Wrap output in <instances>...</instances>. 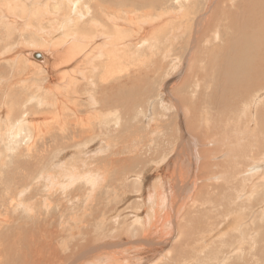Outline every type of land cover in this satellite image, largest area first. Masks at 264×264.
<instances>
[{
	"label": "rangeland",
	"instance_id": "1",
	"mask_svg": "<svg viewBox=\"0 0 264 264\" xmlns=\"http://www.w3.org/2000/svg\"><path fill=\"white\" fill-rule=\"evenodd\" d=\"M4 1L5 0H0V20L2 22L5 19L3 12H2V9H1V5L3 4ZM18 1H20V0H18ZM56 1L57 0H47V1H44V0H26V1H23L24 3L20 2L22 4L23 8H22L21 13L18 14V17L25 15V19H27L29 16H31V17H33L32 18L33 22L30 21L29 23L32 24V26H34V27L38 26L39 27L41 25L42 26V27L40 26L41 29H43V27H47V28L43 29L45 32H49V30H50V32H49L50 37H49V35L47 36L50 40L48 41V38H47L46 39L47 43H39L38 46L40 48L37 46L31 45L30 43L28 44V42L26 44H23V45L20 43L19 40L22 41L24 39V37H27L26 35L25 36H22V34L20 35V32H24L22 30L24 28V25L22 27H20V29H17V31L15 30V33L12 35L7 36V35L0 33V78H1L0 79V85H1L0 86V122H1L0 123V129L1 130L7 129V126L10 123L9 117H8L9 113L8 114L6 112L3 114L1 113L2 110H4V109L8 110V108H10L9 107L10 102L14 103V105L17 106V110H15V111H20L21 107H20V109L18 107L24 102V103L30 104L32 106L37 105L34 108L32 107L35 110V112L33 110L34 113L32 112L31 115H35V114L36 115L37 114L38 115H42V114L46 115L45 113L47 112V110H44L45 109V108H43L44 105H41L40 99H43V97L44 98L47 97V98H52L53 101H56L58 99L67 98L66 96H64L66 94H63L64 92L66 93L67 90L62 89L60 87V84L61 85L63 84L62 80H60V82H56V84H52L50 86L52 89V91L50 93H48L46 89L44 91V83H45L44 80L45 79H43V77H41V76L39 77V75H40V72H39L40 68H39V64H38V63H40L39 60H37L36 58L33 59L31 57H28V54L20 52L21 47L28 48V50L29 49H34V50L35 49L36 50L37 49H42V50L46 49L47 50V48L49 49L48 45L52 46L55 42L60 40V36L62 39V37L68 33V32H66L65 29H66V27H69V26H70V31H72V32L75 31V32H77L78 35L81 34L80 32H78V28H75V29L73 28V24L75 22L73 18H75V16H78V17L81 16L80 17L82 20V22L80 20L81 24L83 23V21H86L87 19L91 18L92 13L86 14L87 10L85 9V6H87L90 10L89 5H87V4L94 3L93 2L94 0H71L73 2H69L70 4L65 2L67 0H64V5L63 4L61 5L62 7H64L65 4L68 6L69 5L73 6L72 4L75 3L74 7H75L76 11L79 8H80L79 9L80 11L78 10L79 12L84 13L86 11L84 14L76 12L75 15L71 14V10H68V12H67V9H65L66 11L63 12L61 10L62 9L61 6H59V8H55V6L52 7V4ZM89 1H91V2L86 3ZM179 1L180 0H169L163 6H161L160 3H154L153 5L149 4V5H145L144 7L137 6V4H136V8H135L132 6L127 7L130 5L131 1L130 0H128V1L124 0L122 2H118L117 4L114 5L117 9H120L122 11L130 10L129 12H137V9L141 10V12H138L141 14V18H144L146 16V14H148L149 12H152L153 10L154 11L152 12V14H154L155 16H157L161 13H163L164 15L168 14L170 16H166V17H168L167 20L172 19L171 22H174L178 26V28H176L174 26H170V29L171 30L182 29L179 32V36H177L178 34H176V37H174V38H173V36L170 37V39L173 40V44L171 46L165 45V43H164L163 48L160 47V45L158 46L155 57L158 58L160 65L163 68H165V69L168 68L167 71H161V70H163L162 68H160L157 71V72H161V74H163V75L159 76L157 73H154L153 77L149 76L148 75L149 73L156 72L155 65H154V70H153V69H151V67L149 65L144 64V66L143 65L141 66L142 63L140 62L139 65H133V64L130 65V66H132V69H130L129 71L127 70L126 71L127 73H123L124 75L118 77V78H121L122 80L120 79L117 81L118 78H116L115 80L111 79L109 81V78H107L106 81H103V79L100 76V72L102 71V69H100V68L97 69L96 62L94 63L96 65L92 66V60L91 59L85 60L84 58H81V56H78V57H76V59H72V62L70 61L68 63V67L71 68V71L73 73L77 74V72H81L80 74H77V76H78L77 78L79 79V82H82L85 84L86 89H84V90L95 91V92H93L94 95H92V96H94V98L101 100L102 98H104V99L106 97L108 98L110 95H112L114 93H116V94L118 93L119 95L122 96L121 103H118V108L121 110V113L123 112L122 114L120 113L123 117L121 119L119 126H114L115 121L114 120L112 121V119H111L110 120L111 124L109 126L91 124L90 126L92 127V129H90L88 127L87 129H84L83 131H79L77 129V127H74L73 124L69 123L70 126H72L73 128L72 129H64L63 130L64 132H62V129L59 128V126H60L59 125V126H56V128H55L57 133H58L59 129L61 131V132L59 131L60 133H58L59 143L56 146L51 145V144L56 143L55 139L50 140L49 139L50 136L43 135L40 131H39L40 134L34 133V135L29 132L31 135L29 138L27 137L28 139L26 138V140L23 141V147H19V148L14 147V146L9 147L7 143H4L3 141H1V143H0V148H1L0 149V167L2 168V170L0 169V185H3L6 182L5 177H7V178L9 177L10 180L13 178L14 179V185L12 186L13 182L12 183L8 182V188H10V190L11 189L13 190V188L16 189V187H17V189H19V190H17V192H18L17 195L20 192L22 193L20 199H17L14 201V203H15V204L13 203L14 206H13V204L9 205V203H10L9 201H11V200L13 201L12 197H14L15 193L11 194V195H10V192L8 193V200L5 203L6 204L5 207L8 208V211L5 210V211H3V214H2L5 216L11 214L10 215V217H12L11 219L14 221V223H16L15 225H14V223L12 225V232H13L12 235L16 234V236L19 237L17 239V237L14 236V239H13V236L11 234H9V233L4 234V232L1 231V228H0V237L2 236L1 237L2 242L4 244L6 243L5 244L6 248L7 247L10 248V250H9L10 251V257L8 259V264H23L24 262H22V261H23L24 253H25V256H27V257L29 256L28 259H30L31 255L28 252L29 248L31 247V249L34 250L33 247L38 246V245H41V247L40 248L37 247L38 249L35 247V249L37 250V252L39 254L41 253L43 255L45 262H47V259H49V262L50 263L54 262V264H66V263L69 264V262H73L74 260H75L76 264H96V262H97V264H115V263H122L123 261H125L127 264L128 259H127L126 254L128 253L127 255H131V254L134 255L135 253H134L133 249L128 250V247H126L125 245L120 246V247H116V248L108 249L109 251L108 250H106V251L100 250V251H98V252L96 251L94 253H92V251H91L92 254L88 250L91 249V247H93V245L96 246L100 243L101 244L109 243V241L110 242L113 241L114 243H118L119 241L123 242V241H127V240H125V238H128V237L130 239H136L138 235H141L145 231H149L148 228H145V227H150V226H148L149 224L146 222V219H144L145 220L144 221L143 218H140L141 222H136V217H137L136 215H140L139 213H141V211L139 210L140 212L138 214H133V213H135L133 211H137L136 210L137 206L138 207L141 206L142 208L145 207V204L152 206V202H154L156 200H157L156 201L157 203L160 202V206H159L160 208L153 207L151 209L149 215L153 216L154 208H155V210L160 209L159 213L157 212L158 215H165V217H164L165 221L163 220L160 223L159 227H157L154 230V233H152V236L154 238H156V240H158V243L165 244V242L170 237H172L174 239V237H176V235H178L180 233L182 235V237H185L184 239H186L185 244L187 242H189V244L191 246L181 244L179 246H175V249H176V252L179 254V256L180 255L183 256L184 259H185V257H188L187 258V260H188L187 264H218V262L222 263L223 261L221 262V257H222V255H224L222 253H224L225 251H228L229 249H227V248H229L230 246L229 247L222 246L220 242H224V241H222L221 238L217 237L213 241H211L210 245L208 246L209 248H206V247L202 248L201 245H198V244H197V247H194L193 245L196 242H195V239H193V238H195L197 236H198V238H200V235L206 234V232H204V231H206L210 227H219V222L222 223V221L225 220L226 216H225V211H223L224 207H222L221 205L216 206L217 205L216 203L218 201L222 202L223 197H225V200H226L227 198H231L232 196L235 197V198L232 197L235 200V201L233 200L234 203L231 206L232 209H233V207H236L237 203H239L241 200L247 199V202L244 201L246 204L245 208L242 206H240V208L242 211L241 214L245 218V220H243V221L247 222V226H249L251 228L250 243L245 242V244H246L245 248L246 247L249 248L248 251H247V249H244V252H245L247 258L245 256H242V255H241V257L236 256L234 258V255H233V256H231L233 259L229 258L227 261H225L223 263L224 264H264V215H262V214H264V167H263L264 163L262 164V161H264V132H263L264 131V126H263L264 125V79H261V77H264V72H263L264 71V69H263L264 64L262 65L263 67L261 66L257 69L254 66L258 65V63H254L255 64L254 65L253 62H255L256 60L255 59L251 60L252 64L250 63V65H251L250 70H252V71L249 72V68L247 65V61L249 60L248 55L238 53V52H240V49H242V46H249V50L253 51L250 48L251 46L253 48V45H248L247 43L244 44V42H242L243 41L242 37H244L245 40L250 41V44H251V41H259L260 40L262 42L261 44H258L256 46V49L254 50L256 52V53L254 52V55L256 57H258L257 53L259 55H261V53L263 52L264 45L262 46V44H264V42H263L264 41V31L261 30V28L264 25V2H263L264 0H253V2H252V0H242V1L241 0H229V1L228 0H213V1L212 0H197V1L196 0H181V2H179ZM227 1H228V3H227ZM239 1H241V2H239ZM255 1H257V2L255 3ZM197 2H199V3H197ZM37 3H38V5H37ZM80 3H81V7H78V4L80 5ZM146 3H152V2L146 1ZM231 3L233 6L231 5ZM257 3H259V4H257ZM83 4L85 6H83ZM151 5H152V7H151ZM244 5H246V6H244ZM248 5L249 6L252 5V7H249ZM253 6L262 7L263 10H256L257 12L253 11L252 10ZM3 8H5V7H3ZM207 9H209V10H207ZM28 10H30L29 11L30 13H28ZM240 10H242V13H238V12H241ZM205 11L206 12L208 11L210 13H208V12L206 13ZM57 12L59 14H57ZM62 13L66 14V15H67V13H69V15L71 14L70 15L71 17L66 21V23H64V25H62V29H61L62 31L60 33L59 27H58V31L56 29H54V27H56L55 23L56 24L59 23L58 19H59V17H61ZM223 13H225V14H223ZM246 13H249L252 15L251 16L249 14L246 15ZM43 14H44V16H43ZM85 14L87 15V17ZM48 15H49V18H48ZM227 15H228V17H227ZM253 15L255 17L257 15V17L253 19ZM72 16H74V17H72ZM204 16H205V18H201ZM42 17L43 18L45 17L46 19L45 18L43 19ZM41 18H42V20H41ZM50 18L55 20L56 22L51 21ZM177 18H179V19H177ZM231 19H232V21L234 20V23L231 21ZM43 20H44V24L42 22ZM45 20H46V22L48 21L47 24H45ZM206 21H207V24L204 23ZM52 22H54V23H52ZM192 22L197 27L196 28L194 26L195 30L197 29V32H198L197 33L198 34L197 42H196V44L193 43V45L190 43L191 37L189 36V27H190V24ZM247 22H248V24H247ZM38 23H40V24H38ZM49 23L51 24V26L53 28H51ZM261 24H263V25H261ZM91 25L92 24H90V23L84 24V27H85V29H93ZM199 25H200V27H199ZM221 25H222V27H220ZM233 25H234V27H233ZM49 26H50V28H49ZM213 26H215L214 29H218L219 34L216 36H214V33L216 30L214 31V33H212V31H211V28ZM249 26L251 28H249ZM182 27H185V29ZM219 28L222 30H220ZM46 29L47 30L49 29V30L47 31ZM73 29H74V31H73ZM262 29H264V28H262ZM156 30H158L156 35H157V37L160 38V36L162 35L161 33H163V32L160 30V27H158L157 29H154V31H156ZM18 31H20V32H18ZM54 31H56V33ZM249 31L251 33L248 35ZM51 32H54V34L53 33L51 34ZM252 33L254 35L256 34L258 36H256V35L254 36ZM238 34H239V36H238ZM220 35H222V36H220ZM251 35L254 36L255 38H251L250 37ZM18 36H19V38L21 36L22 37L19 39ZM209 37L211 38L210 41H208ZM227 37H229V38H227ZM207 38H208V40H207ZM52 39L55 41L51 42ZM174 39H178V40L175 41ZM187 40H188V42H187ZM220 40H221V42H220ZM225 40H226V42H225ZM228 40H230V41H228ZM49 42H51L52 44ZM99 42H100V46H103L104 42L103 41H99ZM99 42L94 43V44L91 43V44L94 48H98L97 45L99 44ZM165 42H167V41L165 40ZM208 43H210V44H208ZM214 44H216V45H214ZM226 45H227V47H226ZM80 46H83V44L81 43ZM85 47H89V46H85ZM260 48L261 49L263 48V49L261 50ZM107 49L108 48H106L105 50L107 51ZM126 49L130 52V55L132 57L131 60L134 61V57L132 56L134 54L133 51H136V47L134 46V43L131 45L124 44V46L121 48V50L123 52H125ZM145 50H147V49H144V51ZM237 50H239V51L237 52ZM164 51L166 53H164ZM259 51L260 52L262 51V52L259 53ZM139 53L140 54L148 53L147 56H150L151 54H153L152 52H149V51L148 52H139ZM139 53L135 54V56L140 55ZM251 53H253V52H251ZM236 55H238L240 57L244 55V56H246V59L247 58L248 59L246 60L245 63H243V61H241V63H240L239 62L240 60H238V61L235 60ZM187 57H189L190 59H188ZM260 58L256 62L259 61V64H262L263 62H260ZM23 59H24V61H23ZM32 60H33V62H35V61L36 62L38 61V62L37 63L35 62L36 64H33V63H31ZM177 60L178 61L180 60V62H177ZM162 61H163V63H162ZM174 61H176V62L173 63ZM80 62H81V64H80ZM18 63H20V64H18ZM23 64H25L26 66ZM37 64H38V66H37ZM83 64H84V66H83ZM20 66H24V67L20 68ZM252 66L255 68V70L252 69ZM90 67L93 70L89 69ZM26 69L28 72L26 71ZM182 69H184V70H182ZM260 69H263V70L261 71ZM147 70L149 71L148 73H147ZM170 70L172 71V73L167 75V72L168 71L170 72ZM256 70H257V72L260 70V72L258 74L255 73L256 74L255 75L253 72L254 71L256 72ZM173 72H175V73H173ZM181 72H182V74H181ZM261 72H262V74H260ZM13 74H14V76H13ZM33 74H35V75H33ZM258 76L260 78H258ZM88 77H92V79H93L92 83L95 84L94 87H92V85L90 83H87ZM25 78L27 79V81L24 80ZM11 79H13V84H12ZM257 79L260 82H258ZM99 81L100 82L103 81L102 83H104V84L110 82V87L107 88L106 90H104L102 88H98L96 83ZM255 81H257L260 85ZM252 84H254V85H252ZM11 86H13V87H11ZM89 86H91V87H89ZM7 88H8V91H7ZM71 88H72V90H76V88L74 89L73 86H71ZM55 89L56 90L59 89L60 91L59 90L56 91ZM11 90H15V92L13 95L10 93L12 95L11 101H10V99H8L7 93H9ZM20 90H22L23 92ZM41 90H42V92H41ZM194 90H197L195 94L193 93ZM54 91H56V92H54ZM43 92H46V93L43 94ZM57 92H59V93H57ZM241 92H243V93H241ZM47 93L50 95H48ZM29 95L31 98L29 97ZM85 95L91 96V93L87 92L82 96L83 99H79V102L81 104V106H79V107H81V108L78 107L77 109L80 111L78 115L81 116V118L89 117V115H90L89 112H87L85 110L86 105H87V103L85 102V99H86L84 97ZM27 96H28V98H27ZM56 97L57 98L59 97V98L57 99ZM175 97H177V98H175ZM29 98H30V101H29ZM20 99L21 100L23 99L24 101L23 100L21 101ZM185 100L186 101L189 100V101L186 102ZM176 102H178V103H176ZM174 103L177 105V106L175 105L176 108L174 106ZM246 103H248L249 107L251 106V115H252L251 120H253V121H251V124L253 123L254 124L253 126L255 128V130H254L255 135H251V141H252L251 145L253 146V150H252L253 154L251 153V155H252L251 156V163H250L251 166H249V168L260 165L259 169L257 167V173L254 175H251V177H253V178H251V180L248 181V184L251 183L252 185L255 184V186H256L255 191L253 193L251 192V195H249L248 193L245 194L244 190H243L244 187L240 188L241 187L240 184L237 185V187L239 188V190L240 189L241 190H240V192L239 191L237 192L236 190H233L230 185H229V187H230L229 188L228 185L224 184V181H219L218 183L213 182L214 184L212 183V179H210V175L213 174L214 172H217L218 174L222 173V171H223L222 169H224V165H225L224 162L219 166L220 168H217L214 166V168L213 167H210V168L202 167V169H199L197 167L198 166L197 164L200 163V160L202 158V156L199 154L200 150H198V148H200L201 146H198V145L199 144L203 145V143H205L204 139L209 140L212 137L211 135L208 136L207 133L211 134V131L212 132L216 131V128H215V130L213 128H212L213 130L212 129L208 130L206 127H204L203 126L204 125V119H208L209 122L213 123V125L217 124L218 122L225 123L226 126L227 125H235L236 122H233L232 118L237 119L236 117H238V115L240 113H243V110H246V106H247ZM56 106L57 105L53 106V108L55 109ZM100 107L101 106L99 105L98 109H100ZM178 108H179V110H178ZM183 108H184V110H183ZM187 108H188V110H187ZM238 108H239V110H238ZM22 109H23V107H22ZM176 109H177V112H176ZM172 110H174V112ZM170 111H172V112H170ZM205 111L208 113L207 116H204ZM180 113L182 114V116ZM254 114H255V116H254ZM154 121H155V123H154ZM194 121H196V122H194ZM69 124H68V126H69ZM157 124H159V125H157ZM151 126L154 128L152 129ZM106 129H107V131H106ZM74 131H76V133H73ZM208 131H210V132H208ZM64 133H66L65 134V140L62 139V137H61V134L63 136ZM67 133L69 135H67ZM36 135H37V137H36ZM42 136H44V137L42 138ZM31 137L33 140L31 139ZM185 137H188L189 140L191 141V150H193L194 152L196 150L195 154H196L197 158L195 161L197 163L195 165V170L188 167L189 162H191L190 160L184 161V162H183V160H179L180 162L178 161L177 163H175L176 165L173 166V168H171V165L170 166L163 165V164H165L164 160L166 158H168L170 153H172L173 150L179 145L178 142L180 141V139L185 138ZM35 138H37L35 140L37 142V145L40 144L38 152L35 151V148H33V146H32V148L30 147L29 149L27 147L25 148V146L28 145L29 143H31V142L33 143ZM39 139L42 142H40ZM174 139H175V141L173 142ZM44 140H45V142H44ZM74 142H76L75 145L71 146V144H73ZM169 142H170V144H169ZM184 142H186V141L184 140ZM67 144H69V145H67ZM153 144H154V146H153ZM193 144H195L194 145L195 147L193 146ZM150 145H151V147H149ZM142 146L145 147L144 149L157 147V148H154V151H152V152L148 151L143 156L147 157V156L151 155L150 158L153 156L155 158V161L153 163V165L155 167L156 166L159 167L161 164L163 165L160 167V170L161 169L162 170L158 171L159 172L158 175H160V177H158V178L156 177L157 179L154 178L152 186H151V189L157 188L158 190L159 189H161V191L163 190V192L166 191L165 194L163 196H161L162 197L161 200H160V198H158V193L151 190L150 196L148 197L149 198L148 202L146 200V203H145V199H143L140 195L141 189L138 188L137 184L135 185L134 179H133L134 177H132V175H131V174L140 173L138 171H140L143 167V166H141V164H138L135 161V156H139L138 154H141L143 152V150L139 149V148H142ZM192 147H194V148H192ZM44 148L47 151H45ZM61 148H63V149H61ZM210 148H212L211 150H213V152L218 154L217 155L218 161L228 159V156H223V151L220 150L221 148H220V146L218 147V144H216V146L209 147V149ZM21 150H22V152H21ZM61 150H62V152H61ZM117 150H118V152H117ZM256 150H258V151H256ZM26 152L30 153V154H27ZM21 153L23 156L21 155ZM34 153H35V155H34ZM40 153L43 154V157ZM38 154H40L41 156ZM31 155H33V156H31ZM38 156L40 158H37ZM56 157H58V158L61 157V158H63V160L59 161V159ZM53 158H54V160H53ZM112 158L113 159L116 158L117 160H113ZM121 158H124V161H121ZM154 158H151V159H154ZM55 159H56V161H55ZM115 161H116V163H115ZM228 161L231 162L230 159H228ZM120 162H122V163H120ZM210 163H213V162L211 161ZM120 164H122L121 166L124 167V169H125L124 173L125 172L131 173L129 175H125L126 179L124 178V182H122L123 181L122 178H119L121 176V174L118 172V170L121 171L119 169ZM183 164H185L186 166ZM190 164H189V166H191ZM229 164L231 165V163H229ZM126 166L128 169L126 168ZM249 168L247 166L246 169H249ZM96 169H97V171H96ZM180 169H183V171L185 172L186 175H188V177H191V176L193 177L195 174V175H199V177H202V178H200V180H198L199 181L197 184L198 188L196 187L193 191H190L191 194L188 197L186 195L183 196L182 189L180 187L176 186L177 189L178 188L179 189H178V191L175 189L176 198L173 199L170 195V190L167 189V187H168L167 182L170 181L171 176H175V178H176L179 174L177 172ZM191 169L194 171H192ZM217 169H218V171H216ZM87 170L88 171H90V170L94 171L95 176L93 175V177L89 176L88 178L87 177L84 178L82 175ZM172 170H173V172H172ZM43 171H45V172H43ZM259 171L262 173V175ZM38 172H40V173H38ZM24 173L27 175H25ZM99 173H103V174H99ZM46 174H47V177L45 176ZM51 174L54 175L55 176L54 178L56 180H58L59 182L57 181L58 187H57V185H55L54 190H52L53 192L51 191L52 196L49 195L50 200L52 201L51 205L53 206L51 212L50 211L47 212V210L42 209L43 211H45V213H46L45 219H47L45 221V224L42 225L41 223L44 222V219H42V216L40 218L39 216H34L32 213L33 208H39L40 207V203L39 202L37 203L38 196L35 194V190H34V188L36 187L35 185H37V183L33 182V181H39L40 183L41 182L42 183L49 182V179L51 180V177H52ZM17 175L18 176L23 175V176H25V178L23 179V178L17 177ZM40 175L42 176V178ZM74 176L76 178H74ZM127 176H129V177H127ZM112 177H114L113 178L114 180H112ZM40 178H41V180H40ZM92 179H94V180H92ZM98 179H99V181H98ZM115 180H117V181H115ZM67 181H68V185L66 183ZM72 181H73V183H72ZM85 181H86V183H85ZM158 181H159V183H158ZM59 183H62V185H64L63 186L64 188L62 187V185H59ZM111 184H112V186H111ZM165 185H166V187H165ZM67 187H68V189H67ZM90 187L92 188V190ZM119 187H121V189ZM122 187L124 190L122 189ZM58 188H59V190H58ZM157 189H155V190H157ZM43 190H44V188H43ZM43 190H41L42 193H45ZM125 190H127V193ZM64 192H65V195L62 194ZM137 192H139V193H137ZM231 193H232V195H231ZM136 194H138V196ZM9 195L12 197H10ZM73 195L75 196L74 198H72ZM58 196H60V197H58ZM194 196H197V197H194ZM23 197H24V199H23ZM120 197H122V198L124 197L123 199H125V200H123ZM192 197H193V199H191ZM83 198H84V200H83ZM22 199H23V201L24 200L26 201V202L24 201V203H22L23 206L21 204ZM86 201H88V202H86ZM180 201H181V203L183 201H185L184 202L185 204H183V206H181V208H178V207L176 208L175 204L180 202ZM138 202H140V203H138ZM25 203H28V207H27V204H25ZM211 203L212 204L215 203V204H213L215 206H213ZM31 206H32V208H31ZM59 207L62 209V211H60L61 209ZM174 207H175V209H174ZM161 208H162V210H161ZM58 209H60V210H58ZM68 209H70V211ZM11 210H13V211L11 212ZM27 210H28V214L26 212ZM20 211H22V213ZM24 211L26 212L27 215L24 213ZM59 212H60V215H61V212H63L61 216L59 215ZM130 213L134 216V218H133V216H130ZM167 213L170 217L168 215H166ZM14 214H16V215L13 216ZM31 216L32 217L34 216V217L31 218ZM49 217H51V218H49ZM15 218L18 219V221ZM33 219H35V220H33ZM48 220H49V222H48ZM54 220H55V222H54ZM69 220H71V221H69ZM152 220H153V218H152ZM28 221H29L30 226H28ZM24 222H27V223L24 224ZM144 222H145V225L143 224ZM17 224L20 226H18ZM132 224H134V225H132ZM131 225H132V227H131ZM142 225H144V228ZM31 226H32V228H31ZM168 226H170V227H168ZM16 227H18V228H16ZM40 227H42V228H40ZM127 227H129V228H127ZM25 228L26 229L28 228L29 230L27 229L28 230L27 231ZM75 228H77V229H75ZM134 228L135 229L137 228V229L135 230ZM162 228H164V229H162ZM165 228H166V230H165ZM24 229L27 232L24 231ZM141 229H142V232H141ZM169 229L171 230V233H168ZM20 230L22 231V233L20 232ZM50 231H51V233H50ZM12 232H10V233H12ZM32 232H34V234H35V237L32 238V239H34V241L29 239L32 236H34V234ZM39 232L41 233V235H45V239L41 238V240H40V238L38 237ZM55 233H56V236H54ZM63 233H64V236H63ZM3 234H4V236H3ZM19 234L22 237H20ZM51 234H53V236ZM41 235H39V236H41ZM48 235H49V239H48ZM71 235H72V237H71ZM232 235L233 236L229 237L231 240H233L232 238L235 239L236 235H238V234L233 232ZM125 236H127V237H125ZM252 236H253V238H252ZM37 237L39 238L38 241L35 240V239H38ZM55 237H56V239H55ZM73 237H75L76 239H74ZM7 238H8V241H7ZM20 238H22V240ZM46 239H47V241H49L48 243L51 242L49 245H45ZM64 239L67 241H65ZM177 239H178V237H177ZM10 240H12L11 244L9 242ZM103 240H104V242H103ZM70 241H71V243H70ZM34 242L36 244H33ZM68 242L70 243V245H68L69 244ZM79 242H80V244L82 243V245H80ZM97 242H99V243H97ZM172 242L173 241H171V243L169 244L170 246H171ZM177 242L180 243L181 239H178ZM193 242H195V243L193 244ZM23 243H24L25 247L27 246L26 248L24 247ZM41 243L44 244V246H45L44 248H43V244H41ZM52 243H54L55 247ZM66 243H68V244H66ZM73 243H74V245H73ZM9 244L11 245V247L9 246ZM60 244H62V245H60ZM224 244L225 243H223V245ZM16 245H17V248H16ZM20 245H22V246H20ZM28 245H30V246H28ZM50 245H51V247H50ZM46 246H48V248ZM72 246L73 247L75 246V248L73 249ZM56 247H59V248H56ZM192 247L196 248L197 250L195 251L194 248H192ZM52 248H54V250ZM39 249L41 251L42 250L43 251L41 252V251H39ZM202 249H204L205 251L203 252ZM21 250H22V252H21ZM36 250H34V253ZM55 250L57 252H54ZM65 250H67V251H65ZM74 250H75V252H74ZM15 251H17V252H15ZM68 251H69V253H67ZM71 251H73V252H71ZM81 251L84 253V256H83V253H81ZM87 251H88V253H87ZM107 251L109 253H107ZM18 252L19 253L21 252L23 255L19 254ZM112 253H114V254H112ZM239 253H240V250H239ZM64 254H66L67 256ZM232 254H234V253H232ZM123 256H125V259L123 258ZM106 257H107V259H106ZM31 258L33 259V257H31ZM54 258L57 260H54ZM60 258L63 259V261ZM69 258H71V259H69ZM190 259H192V260H190ZM17 260H18V262H17ZM246 260L248 262H246ZM160 262L165 263L166 260H162ZM43 263L44 262H42L40 264H43ZM5 264H7V263H5Z\"/></svg>",
	"mask_w": 264,
	"mask_h": 264
},
{
	"label": "bare ground",
	"instance_id": "2",
	"mask_svg": "<svg viewBox=\"0 0 264 264\" xmlns=\"http://www.w3.org/2000/svg\"><path fill=\"white\" fill-rule=\"evenodd\" d=\"M23 1H26V0H5L3 2V4L1 5V9H2V12H3V15L5 17L4 21L0 22V33L1 34H4V35H12L15 33V30L17 31V29H20V27H22L24 25V28L22 29L24 32H20V35L22 34V36H27V37H24V41L22 42L21 40H19V36H18V40L20 41V43L23 45V44H26L28 42V44L30 43L31 45H34V46H38L39 43H47V36L49 35L50 37V30L49 32H45L43 29L44 28H47V27H43V29H41V27L37 26V27H34L32 26V24H30L29 22L32 21V18L31 16H29L27 19H25V15H22L21 17L19 16L18 17V14L21 13L22 11V4L20 2H23ZM44 1H47V0H44ZM124 0H94L93 2L94 3H90L91 1L89 2H86V3H90V4H87L89 5L90 7V10L87 6H85L83 4V6H85V9L87 10V13L86 14H89V13H92L91 14V18L87 19L86 21H83V23L81 24L80 23V20H81V16L78 17V16H75L74 19V24H73V28H78V32H80L81 34L78 35L77 32L73 31H70V26L69 27H66V32H68L65 36L62 37L61 39V36H60V40L55 42L52 46H49V49L47 48V50H42V49H29L28 48H25V47H21V51L22 53H26L28 54V57H31V58H36L37 60H39L40 63L39 64V72H40V75L39 77H43V79H45V83H44V91L45 89L47 90L48 93H50L52 91L51 89V85L52 84H56V82H60V80H62L63 84L61 85L60 84V87L62 89H66V93L64 92L63 94H66L64 96H66L67 98L65 99H57L56 101H53L52 98H47V97H43V99H40V103L41 105H44L43 108H45L44 110H47V112L45 113L46 115L42 114V115H31V113L33 112V108L35 106H32L30 104H27V103H22L18 108L20 109L21 107V110L20 111H15L17 110V106L14 105V103L10 102L9 104V107L8 110H2L1 113H9V124L7 126V129H3L1 130L0 129V143L1 141H3L4 143H7L9 147H23V141L26 140V138L30 137L31 134L34 135V133H39V131L43 134V135H48L50 136L49 139L52 140V139H55L56 143L55 144H51V145H54L56 146L58 143H59V136H58V133H60V129H62V132H64L63 130L64 129H72L73 127L70 126V124H73L74 127H77V129L79 131H83L84 129H87L88 127L90 129H92V127L90 126L91 124H98V125H107L109 126L111 124V119L112 121L114 120L115 123H114V126H119L120 125V122H121V119H122V113H121V110L118 108V103H121V99H122V96L119 95L118 93H114L112 95H110L108 98L106 97L105 99L102 98L101 100L100 99H97V98H94V93L95 91H89V90H84L86 89L85 87V84L82 83V82H79V79L77 78V74H80L81 72H77L76 73H73L71 71V68L68 67V63L71 61L72 62V59H76V57L78 56H81V58H84L85 60L86 59H91L92 60V66L93 65H96L97 64V69H102V71L100 72V76L101 78L103 79V81H106L107 78H109V81L111 79H116L122 75H124L123 73H127L126 71L132 69V66L130 65H139L140 62L142 63L141 66L144 64L145 65H149L151 67V69L154 70V65H155V70L156 72H151L149 73L148 75L153 77V74L154 73H157L159 76L163 75L161 74V72H157L160 68H162L163 70L161 71H167L168 68H163L161 65H160V62L158 60L157 57H155L156 55V52H157V49H158V46L160 45V47L163 48L164 46V43L165 45H168V46H171L173 44V40L170 39L171 36L176 37V34H178L177 36H179V32L180 30L182 29H175V30H171L170 29V26H174L176 28H178V26L174 23V22H171L172 19H168V17L166 16H170L168 14L164 15L163 13L155 16L154 14H152V12L154 11L152 8V12H149L148 14H146V16L144 18H141V14L138 13V12H141V10H138L137 9V12H129L130 10H125V11H122L120 9H117L114 5L117 4L118 2H122ZM128 1V0H126ZM131 3L129 6L127 7H135L136 8V4L137 6H141V7H144L145 5H149V4H154V3H160L161 6L165 5L166 2H168L169 0H130ZM146 1H149V2H152V3H146ZM155 1V2H154ZM197 1V0H196ZM213 1V0H212ZM229 1V0H228ZM227 1V3H228ZM242 1V0H241ZM239 1V2H241ZM35 2V1H34ZM66 3L70 4L69 2H73V1H65ZM75 2V1H74ZM176 2V1H175ZM181 2V0L179 1ZM244 2V1H243ZM253 2V0H252ZM257 1H255L256 3ZM264 2V1H263ZM24 3V2H23ZM30 3V2H29ZM83 3V2H82ZM111 5H110V4ZM199 3V2H197ZM223 3V2H222ZM225 3V2H224ZM226 3V4H227ZM34 4V3H33ZM54 4V5H53ZM52 4V7L55 6V8H59V6H61L62 4L64 5V0H57L56 2H54ZM176 4V3H175ZM243 4V3H242ZM251 4V3H250ZM259 4V3H257ZM38 5V3H37ZM73 6H68L65 4V8L61 6V10L64 12L66 11L65 9H67V12L68 10H71V14L72 15H75V13L79 12L80 8L75 9V3L72 4ZM151 5V7H152ZM232 5V3H231ZM263 5V4H262ZM77 6V5H76ZM82 6V7H83ZM233 6V5H232ZM246 6V5H244ZM249 6V5H248ZM247 6V7H248ZM5 7V8H3ZM78 7H81V3L80 5L78 4ZM179 7V6H178ZM249 7H252V5H250ZM248 7V8H249ZM42 8V7H41ZM226 8V7H225ZM83 9V8H82ZM212 9V8H211ZM246 9V8H245ZM244 9V10H245ZM49 10V9H48ZM79 10V11H78ZM168 10V9H167ZM209 10V9H207ZM253 11H256V10H263L262 7H255L253 6L252 8ZM30 10H28V13ZM32 11V10H31ZM82 11V10H81ZM84 11V10H83ZM241 12H238V13H242V10H240ZM86 12V11H85ZM84 12V13H85ZM168 12V11H167ZM200 12V11H199ZM206 12V11H205ZM208 12V11H207ZM206 12V13H207ZM257 12V11H256ZM33 13V12H32ZM51 13V12H50ZM79 13H82V12H79ZM82 13V14H84ZM137 13V14H136ZM192 13V12H191ZM210 13V12H208ZM226 13V12H225ZM223 13V14H225ZM244 13V12H243ZM57 14H59L57 12ZM70 14V15H71ZM85 14V15H86ZM232 14V13H231ZM249 13H246V15H248ZM69 15V13L64 14L62 13L61 17H59L58 19V24L55 23V26L54 29H56L58 31V27H59V31L61 33V29H62V25H64V23H66V21L71 17ZM220 15V14H219ZM250 16L252 14H249ZM44 16V14H43ZM164 16V17H163ZM194 16V15H193ZM202 16V15H201ZM231 16V15H230ZM261 16V15H260ZM41 17V16H40ZM56 17V16H55ZM74 17V16H72ZM87 17V15H86ZM228 17V15H227ZM257 17V15H256ZM254 15H253V19L256 18ZM3 18V17H2ZM43 18V17H42ZM41 18V20H42ZM45 18V17H44ZM43 18V19H44ZM48 18H49V15H48ZM201 18H205L204 17H201ZM40 19V18H39ZM46 19V18H45ZM51 19V18H50ZM72 19V20H73ZM84 19V18H83ZM179 19V18H177ZM188 19V18H187ZM258 19V18H257ZM199 20V19H198ZM259 20V19H258ZM51 21H55L53 19H51ZM70 21V20H69ZM232 21V19H231ZM243 21V20H242ZM263 21V20H262ZM33 22V21H32ZM43 24H44V20L42 21ZM48 22V21H47ZM46 20H45V24H47ZM56 22V21H55ZM82 22V20H81ZM201 22V21H200ZM219 22V21H218ZM234 23V20L232 21ZM240 22V21H239ZM54 23V22H52ZM68 23V22H67ZM92 24V28L93 29H85L84 27V24ZM199 23V22H198ZM207 24V21L204 22ZM217 23V22H216ZM222 23V22H221ZM40 24V23H38ZM42 24V25H43ZM81 24V25H80ZM203 24V23H202ZM201 24V25H202ZM219 24V23H218ZM240 24V23H239ZM248 24V22H247ZM259 24V23H258ZM49 25L51 26V24L49 23ZM72 25V24H71ZM198 25V24H197ZM215 25V24H214ZM252 25V24H251ZM260 25V24H259ZM263 25V24H261ZM44 26V25H43ZM49 26V28H50ZM87 26V25H86ZM194 24L193 22L190 24V27H189V36L191 37V41L190 43L193 45V43L196 44L197 42V38H198V32H197V29L195 30L194 28ZM204 26V25H203ZM247 26V25H246ZM90 27V26H89ZM158 27H160V30L163 32L161 33L162 35L159 37H157V31H154V29H157ZM196 27V26H195ZM200 27V25H199ZM205 27V26H204ZM215 26H213L211 28V31L212 33H214V36L218 35V29H214ZM222 27V25L220 26ZM234 27V25H233ZM51 28H53L51 26ZM185 29V27H182ZM197 28V27H196ZM206 28V27H205ZM249 28H251L249 26ZM264 28V25L263 27ZM264 31V29H262ZM220 29V28H219ZM242 29V28H241ZM13 30V31H12ZM47 30V29H46ZM47 30V31H48ZM72 30V29H71ZM222 30V29H220ZM245 30V29H244ZM259 30V29H258ZM56 33V31H54ZM54 32H51V34ZM183 32V31H182ZM181 32V33H182ZM200 32V31H199ZM46 33V34H45ZM49 33V34H48ZM59 33V32H58ZM159 33V32H158ZM180 33V34H181ZM201 33V32H200ZM251 32L249 31L248 32V35L250 34ZM17 34V33H16ZM160 34V33H159ZM184 34V33H183ZM253 34V33H252ZM236 35V34H235ZM254 35V34H253ZM256 35V34H255ZM254 35V36H255ZM261 35V34H260ZM14 36V35H13ZM183 36V35H182ZM222 36V35H220ZM239 36V34H238ZM254 36H250L251 38H255ZM258 36V35H256ZM59 38V37H58ZM178 38V37H177ZM229 38V37H227ZM244 44L247 43L248 45H253V48L252 46L250 47L251 50L253 51H250L249 50V46H242V49H240V52H238L239 50H237V52L240 54H244V55H248V58L249 60L247 61V65H248V68H249V72H251L252 70L251 69V60L255 59L256 61L259 60L260 58V62H263L262 64H259V61L258 62H253L254 63H258V65H253L255 68H259L261 67L263 64H264V49H263V52L261 53L259 51V53H261V55H258V57H256L254 55V50L256 49V46L258 44H261L262 42L259 40V41H251V44H250V41H247L245 40L244 37H242ZM55 39V38H54ZM189 39V38H188ZM200 39V38H199ZM210 37H209V40L207 38L208 41H210ZM218 39V38H217ZM216 39V40H217ZM234 39V38H233ZM50 39L48 38V41ZM56 40V39H55ZM52 39L51 42L55 41ZM165 40L167 42H165ZM175 41L178 40V39H174ZM99 41H103V46H100V42ZM230 41V40H228ZM49 42V43H51ZM99 44L97 45L98 48H94L92 46L91 43H98ZM188 42V40H187ZM213 42V41H212ZM221 42V40H220ZM226 42V40H225ZM264 42V41H263ZM48 43V44H49ZM83 44V46H80V44ZM134 43V46L136 47V51H133L134 54L132 55L134 57V61L131 60V55H130V52L126 49L125 52H123L121 50V48L124 46V44H133ZM178 43V42H177ZM181 43V42H180ZM214 43V42H213ZM52 44V43H51ZM190 44V45H191ZM204 44V43H203ZM210 44V43H208ZM228 44V43H227ZM243 44V45H244ZM44 45V44H43ZM216 45V44H214ZM242 45V44H241ZM264 44H262L263 46ZM85 46H89V47H85ZM209 46V45H208ZM207 46V47H208ZM261 46V45H260ZM259 46V47H260ZM16 47V46H15ZM45 47V46H44ZM96 47V46H95ZM101 47V48H100ZM227 47V45H226ZM258 47V48H259ZM32 48V47H31ZM40 48V47H39ZM106 48L107 51L105 50ZM171 48V47H170ZM198 48V47H197ZM8 49V48H7ZM18 49V48H17ZM44 49V48H43ZM144 49H147L144 51ZM168 49V48H167ZM207 49V48H206ZM261 49V48H260ZM261 49V50H262ZM152 52L153 54H151L150 56H147L148 53H142L140 54L139 52ZM208 51V50H207ZM175 52V51H174ZM253 52V53H251ZM140 54L138 56H135V54ZM164 53H166L164 51ZM163 53V54H164ZM176 53V52H175ZM237 53V54H238ZM256 53V52H255ZM25 54V55H26ZM168 54V53H167ZM177 54V53H176ZM263 54V55H262ZM206 55V54H205ZM238 56L236 55L235 56V60H240L239 62L241 63V61H243V63L246 62V56ZM2 56V55H1ZM22 56V55H21ZM189 56V55H188ZM260 56V57H259ZM4 57V56H3ZM7 57V56H6ZM154 57V58H153ZM164 57V56H163ZM175 57V56H174ZM170 58V57H169ZM168 58V59H169ZM188 59H190L189 57H187ZM167 59V58H166ZM177 59V58H176ZM179 59V58H178ZM24 61V59H23ZM74 61V60H73ZM79 61V60H78ZM36 62V61H35ZM35 62H33V60L31 61V63L33 64H36ZM96 62V64H94ZM176 61H174L173 63H175ZM177 62H180V60ZM235 62V61H234ZM238 62V63H239ZM83 63V62H82ZM163 63V61H162ZM214 63V62H213ZM236 63V62H235ZM17 64V63H16ZM20 64V63H18ZM27 64V63H26ZM37 64V66H38ZM81 64V62H80ZM177 64V63H176ZM189 64V63H188ZM252 64V63H251ZM25 65V64H23ZM163 65V64H162ZM18 66V65H17ZM26 66V65H25ZM84 66V64H83ZM178 66V65H177ZM241 66V65H240ZM252 66V69L255 70V68ZM23 68L24 66H20V68ZM95 67V66H94ZM140 67V66H139ZM138 67V68H139ZM146 67V66H145ZM246 67V66H245ZM263 67V66H262ZM26 68V67H25ZM177 68V67H176ZM241 68V67H240ZM89 69H92L91 67ZM173 69V68H172ZM264 69V68H263ZM263 69H260L261 71ZM83 70V69H82ZM93 70V69H92ZM146 70V69H145ZM149 70V69H148ZM147 70V73L149 72ZM184 70V69H182ZM260 70L257 72L254 71L253 73H259ZM27 71V69H26ZM28 72V71H27ZM185 72V71H184ZM247 72V71H246ZM264 72V71H263ZM166 73V72H165ZM170 73H172V71L170 70V72L168 71L167 72V75H169ZM175 73V72H173ZM252 73V74H253ZM25 74V73H24ZM83 74V73H82ZM182 74V72H181ZM241 74V73H240ZM247 74V73H246ZM262 74V72L260 73ZM27 75V74H26ZM35 75V74H33ZM166 75V74H165ZM256 75V74H255ZM14 76V74H13ZM3 77V76H2ZM35 77V76H34ZM246 77V76H245ZM256 77V76H255ZM4 78V77H3ZM36 78V77H35ZM94 78V77H93ZM258 78H260L258 76ZM1 79V78H0ZM16 79V78H15ZM121 78H118V80H120ZM255 79V78H254ZM261 79H264V77H261ZM24 80L27 81V79L25 78ZM92 77H88L87 78V83H90L92 85V87H94V83H92ZM122 80V79H121ZM12 81V84H13V79H11ZM102 81V82H103ZM198 81V80H197ZM258 81V79H257ZM255 81V82H257ZM3 82V81H2ZM17 82V81H16ZM102 82H97V87L98 88H102L104 90H106L107 88L110 87V82L104 84ZM260 82V81H258ZM257 82V83H258ZM32 83V82H31ZM35 83V82H34ZM65 83V84H64ZM133 84V83H132ZM259 84V83H258ZM257 84V85H258ZM106 85V86H105ZM254 85V84H252ZM260 85V84H259ZM1 86V85H0ZM36 86V85H35ZM39 86V85H38ZM58 86V85H57ZM71 86L74 87V89L76 88V90H72ZM13 87V86H11ZM59 87V86H58ZM91 87V86H89ZM88 87V88H89ZM259 87V86H258ZM10 88V87H9ZM38 89V88H37ZM241 89V88H240ZM56 90V89H55ZM59 89H57L56 91H58ZM254 90V89H253ZM7 91H8V88H7ZM22 91V90H20ZM33 91V90H32ZM54 91V92H56ZM60 91V90H59ZM62 91V90H61ZM197 90H194L193 93L195 94ZM15 90H11L9 93H7L8 95V99H10L11 101V97L12 95L14 94ZM23 92V91H22ZM42 92V90H41ZM91 93V96L89 95H85L84 98L85 99V102L87 103L86 105V111L89 112V117H85V118H81V116H79V110L77 109L79 106H81L80 102H79V99H83V95L85 93ZM179 92V91H178ZM12 95H11V94ZM25 93V92H24ZM46 93V92H43V94ZM47 93V94H48ZM59 93V92H57ZM243 93V92H241ZM17 94V93H16ZM29 94V93H28ZM53 94V93H52ZM56 94V93H55ZM54 94V95H55ZM239 94V93H238ZM23 95V94H22ZM50 95V94H48ZM98 95V94H97ZM100 95V94H99ZM18 96V95H17ZM175 96V95H174ZM177 96V95H176ZM30 97V95H29ZM35 97V96H34ZM53 97V96H52ZM96 97V96H95ZM169 97V96H168ZM171 97V96H170ZM179 97V96H178ZM23 98V97H22ZM28 98V96H27ZM31 98V97H30ZM30 98H29V101H30ZM54 98V97H53ZM177 98V97H175ZM13 99V98H12ZM179 99V98H178ZM17 100V99H16ZM21 100V99H20ZM23 100V99H22ZM21 100V101H22ZM26 100V99H25ZM195 100V99H194ZM257 100V99H256ZM14 101V100H13ZM24 101V100H23ZM159 101V100H158ZM177 101V100H176ZM186 101V100H185ZM189 101V100H187ZM186 101V102H187ZM263 101V100H262ZM36 102V101H35ZM182 102V101H181ZM31 103V102H30ZM79 103V104H78ZM178 103V102H176ZM183 103V102H182ZM38 104V103H37ZM188 104V103H187ZM247 106H246V110H243V113H240L238 115V117H236L237 119H233V122H236L235 125H225V123H222V122H218L217 124L213 125L212 122H209L208 119H204V127H206L208 130H211L212 128L215 130L216 128V131L215 132H212L211 131V134L210 133H207L208 136H212L209 140H205V143H203V145L199 144L198 146H201L200 148H198L199 151V154L202 156L201 160H200V163H198L197 167L199 169H202V167H206V168H210V167H217V168H220L219 166L224 162V169H222V173L218 174L217 172H214L213 174L210 175V179H212V183L213 182H219V181H224V184L229 185L232 187L233 190H236L237 192L239 190V188L237 187V185H241L240 188L244 187L243 190H244V193H248L249 195H251V192L253 193L256 189V186L255 184L252 185L251 183L248 184V181L251 180V175H254L257 173V167L259 169L260 165L258 166H254V167H250L251 166V153H252V150H253V146L251 145V135H255L254 133V124L252 123L251 124V106L249 107L248 103H246ZM250 104V103H249ZM56 106V108L54 109L53 106ZM85 105V104H84ZM101 106L100 109H98V106ZM121 105V104H120ZM164 105V104H163ZM176 104L174 103V106ZM171 106V105H170ZM169 106V107H170ZM177 106V105H176ZM175 106V108H176ZM23 107V109H22ZM33 107V108H32ZM155 107V106H154ZM241 107V106H240ZM239 107V108H240ZM81 108V107H79ZM238 108V110H239ZM243 108V107H242ZM166 109V108H165ZM186 109V108H185ZM244 109V108H243ZM123 110V109H122ZM169 110V109H168ZM171 110V109H170ZM179 110V108H178ZM184 110V108H183ZM188 110V108H187ZM174 112V110H172ZM170 111V112H172ZM207 111V110H206ZM205 111V115L204 116H207V112ZM237 111V110H236ZM35 112V110H34ZM33 112V113H34ZM165 112V111H164ZM176 112H177V109H176ZM179 112V111H178ZM121 113V114H120ZM11 114V115H10ZM71 114V115H70ZM181 114V113H180ZM186 114V113H185ZM187 115V114H186ZM182 116V114H181ZM255 116V114H254ZM184 117V116H183ZM219 117V116H218ZM152 118V117H151ZM185 118V117H184ZM153 119V118H152ZM202 119V118H201ZM154 120V119H153ZM256 120V119H255ZM72 121V122H71ZM75 124H74V123ZM157 122V121H156ZM191 122V121H190ZM196 122V121H194ZM1 123V122H0ZM70 123V124H69ZM155 123V121H154ZM257 123V122H256ZM69 124V126H68ZM182 124V123H181ZM234 124V123H233ZM60 125V126H59ZM159 125V124H157ZM213 125V126H212ZM56 126H59V130H58V133L56 131ZM182 126V125H181ZM184 126V125H183ZM264 126V125H263ZM152 127V126H151ZM121 128V127H120ZM154 127H152L153 129ZM187 128V127H186ZM185 128V129H186ZM105 129V128H104ZM203 129V128H202ZM212 129V130H213ZM120 130V129H119ZM179 130V129H178ZM60 131V132H59ZM107 131V129H106ZM110 131V130H109ZM156 131V130H155ZM154 131V132H155ZM180 131V130H179ZM187 131V130H186ZM190 131V130H189ZM31 134H30V133ZM70 132V131H69ZM195 132V131H194ZM197 132V131H196ZM202 132V131H201ZM210 132V131H208ZM256 132V131H255ZM264 132V131H263ZM73 133H76V131H74ZM182 133V132H181ZM261 133V132H260ZM40 134V133H39ZM65 134L62 136L61 134V137L62 139L65 140ZM109 134V133H108ZM111 134V133H110ZM154 134V133H153ZM206 134V133H205ZM60 135V134H59ZM67 135H69L67 133ZM79 135V134H78ZM83 135V134H82ZM185 135V134H184ZM74 136V135H73ZM152 136V135H151ZM155 136V135H154ZM183 136V135H182ZM207 136V137H208ZM6 139H5V138ZM37 137V135H36ZM44 136H42L43 138ZM60 137V138H61ZM102 137V136H101ZM180 137V136H179ZM196 137V136H195ZM27 138V139H28ZM46 138V137H45ZM120 138V137H119ZM171 138V137H170ZM32 139V137H31ZM37 138L34 139L33 143H29L28 145L25 146V148L27 147L28 149L32 146L33 148H35V151L38 152L39 150V145H37V142L35 141ZM71 139V138H70ZM92 139V138H91ZM193 139V138H192ZM33 140V139H32ZM73 140V139H72ZM80 140V139H79ZM155 140V139H154ZM166 140V139H165ZM171 140V139H170ZM184 140L186 142H184ZM195 140V139H194ZM40 141V139H39ZM172 141V140H171ZM175 141V139L173 140V142ZM22 142V143H21ZM30 142V141H29ZM42 142V141H40ZM45 142V140H44ZM71 142V141H70ZM26 143V142H25ZM24 143V144H25ZM76 142H74L72 145H75ZM179 145L173 150L172 153H170V155L168 156V158H166L164 160L165 164L163 165H167V166H170L171 165V168H173V166H175L179 160H183L184 161H191L189 162V164L191 166H189L188 164V167L192 168L195 170V165H196V150L195 152L193 150H191V141L189 140L188 137H185V138H181L180 141L178 142ZM170 144V142H169ZM177 144V143H176ZM216 144H218V147L220 146V150L223 151V156H228V159L231 160L228 161L227 160H221V161H218V157H217V153L213 152V150H211L212 148L209 149V147L211 146H216ZM18 145V146H17ZM69 145V144H67ZM195 144H193L194 146ZM197 145V144H196ZM91 146V145H90ZM119 146V145H118ZM154 146V144H153ZM174 146V145H173ZM5 147V146H4ZM151 147V145L149 146ZM195 147V146H194ZM192 147V148H194ZM48 148V147H47ZM57 148V147H56ZM55 148V149H56ZM112 148V147H111ZM115 148V147H114ZM145 147L142 146V148H139L140 150H143V152L141 154H138L139 156H135V161L138 163V164H141L142 169L138 172L140 173H136V174H131V173H128V172H125V169L124 167H122L120 164L119 165V169L121 171L118 170V172L121 174V176L119 178H122V182H124V178L126 179L125 175H129L131 174L132 177H134V183L135 185L137 184L138 185V188H140L141 190V197L143 199H145V203H146V200L148 202V197L150 196V191H154L156 193H158V198H160V200L162 199L161 196H163L165 194V192H163V190L161 191V189H157V188H154V189H151V186H152V183H153V180L154 178H158L160 177V175H158V171H161L160 170V167L163 166L162 164L159 166V167H155L153 165L154 161H155V158L152 156L151 158H154V159H151L150 156H143L145 155L148 151L152 152L154 151V148H157V147H152V148H148V149H144ZM1 149V148H0ZM15 149V148H14ZM27 149V150H28ZM45 149V148H44ZM54 149V150H55ZM63 149V148H61ZM66 149V148H65ZM90 149V148H89ZM171 149V148H170ZM219 149V148H218ZM261 149V148H260ZM26 150V149H25ZM24 150V151H25ZM116 150V149H115ZM137 150V149H136ZM219 150V151H220ZM16 151V150H15ZM20 151V150H19ZM45 151H47L45 149ZM50 151V150H49ZM64 151V150H63ZM108 151V150H107ZM138 151V150H137ZM170 151V150H169ZM220 151V152H221ZM258 151V150H256ZM22 152V150H21ZM35 152V153H36ZM62 152V150H61ZM115 152V151H114ZM118 152V150H117ZM7 153V152H6ZM27 153V152H26ZM25 153V154H26ZM33 153V152H32ZM34 153V155H35ZM60 153V152H59ZM67 153V152H66ZM91 153V152H90ZM219 153V152H218ZM222 153V152H221ZM11 154V153H10ZM24 154V153H23ZM27 154H30V153H27ZM41 154V153H40ZM38 154V155H40ZM253 154V153H252ZM260 154V153H259ZM3 155V154H2ZM5 155V154H4ZM13 155V154H12ZM22 155V153H21ZM42 157H43V154H41ZM40 155V156H41ZM198 155V154H197ZM221 155V154H220ZM23 156V155H22ZM33 156V155H31ZM37 156V155H36ZM35 156V157H36ZM199 156V155H198ZM37 158H40L39 156ZM58 158V157H56ZM134 158V157H133ZM13 159V158H12ZM18 159V158H17ZM45 159V158H44ZM59 161L60 160H63V158H58ZM57 159V160H58ZM113 159V158H112ZM226 159V158H225ZM37 160V159H36ZM54 160V158H53ZM113 160H117L116 158H114ZM130 160V159H129ZM256 160V159H255ZM48 161V160H47ZM56 161V159H55ZM121 161H124V158H121ZM213 162V163H210V162ZM12 162V161H11ZM83 162V161H82ZM163 162V161H162ZM180 162V161H179ZM13 163V162H12ZM64 163V162H63ZM62 163V164H63ZM112 163V162H111ZM116 163V161H115ZM119 163V162H118ZM122 163V162H120ZM131 163V162H130ZM231 163V165L229 164ZM264 163V161H262V164ZM58 164V163H57ZM124 164V163H123ZM128 164V163H127ZM250 164V165H249ZM125 165V164H124ZM179 165V164H178ZM185 165V164H183ZM264 165V164H263ZM44 166V165H43ZM63 166V165H62ZM61 166V167H62ZM115 166V165H114ZM186 166V165H185ZM248 166L249 169H246ZM196 167V168H197ZM264 167V166H263ZM127 168V166H126ZM178 168V167H177ZM185 168V167H184ZM0 169L2 170V168L0 167ZM77 169V168H76ZM103 169V168H102ZM128 169V168H127ZM191 169V170H192ZM192 170V171H194ZM97 171V169H96ZM95 171V172H96ZM190 171V170H189ZM218 171V169L216 170ZM45 172V171H43ZM173 172V170H172ZM260 172V171H259ZM40 173V172H38ZM93 173V174H92ZM177 173L178 176L175 178V176H171L170 178V181H168V187L167 189L170 190V195L173 199L176 198L175 196V189L178 191L177 187H180L182 189V192H183V196H189L191 193L190 191H193L196 187H197V184H198V180H200V178L202 177H199V175H195L194 173V176L192 177H188V175L185 174V172L183 171V169H180ZM191 173V172H190ZM261 173V172H260ZM25 174V173H24ZM49 174V173H48ZM99 174H103V173H99ZM199 174V173H198ZM27 175V174H25ZM52 175V174H51ZM93 175L95 176L94 174V171L90 170V171H86L84 172V174L82 175L84 178L85 177H93ZM171 175V174H170ZM203 175V174H202ZM262 175V173H261ZM31 176V175H30ZM41 176V175H40ZM47 177V174L45 175ZM50 176V175H49ZM3 177V176H2ZM17 177H20V178H25V176L21 175V176H18ZM55 176L52 175L51 177V180L49 179V182H46V183H40L39 181H33V182H36L37 185H35L36 187L34 188L35 190V194L38 196V199H37V203L39 202L40 203V207L39 208H33L32 210V213L34 216H39L41 218L42 216V219H44V222L41 223L42 225L45 224V221L47 219H45V211H43L42 209L44 210H47L51 212L52 210V201L50 200V196H52V190H54L55 188V185H57V181L55 178ZM63 177V176H62ZM73 177V176H72ZM99 177V176H98ZM97 177V178H98ZM102 177V176H101ZM115 177V176H114ZM112 177V180H114ZM129 177V176H127ZM164 177V176H163ZM6 178V182L3 184V185H0V228H1V231L5 233H9V234H13L12 232V225L14 223V221L11 219L12 217H10V213L13 211L11 210V212L9 213L10 215H2L3 214V211L7 210L8 211V208L5 207V203L7 202L8 200V193L10 192V195L11 194H14V197L10 196L13 198V201H9V205L10 204H13L15 200L17 199H20L21 197V192L17 195V187L16 189L13 188V190L10 188H8V182H13L12 183V186L14 185V179L12 178L11 180L9 179V177H5ZM42 178V176H41ZM40 178V180H41ZM50 178V177H49ZM57 178V177H56ZM74 178H76L74 176ZM79 178V177H78ZM156 178V179H157ZM46 179V178H45ZM132 179V178H131ZM165 179V178H164ZM36 180V179H35ZM74 180V179H73ZM90 180V179H89ZM94 180V179H92ZM166 180V179H165ZM84 181V180H83ZM99 181V179H98ZM117 181V180H115ZM126 181V180H125ZM18 182V181H17ZM32 182V183H33ZM59 182V181H58ZM67 185H68V181L66 182ZM65 183V184H66ZM73 183V181H72ZM86 183V181H85ZM159 183V181H158ZM222 183V182H221ZM70 184V183H69ZM114 184V183H113ZM162 184V183H161ZM214 184V183H213ZM28 185V184H27ZM34 185V184H33ZM59 185H62V183H59ZM73 185V184H72ZM127 185V184H126ZM64 185H62L63 187ZM112 186V184H111ZM117 186V185H116ZM115 186V187H116ZM119 186V185H118ZM58 187V185H57ZM88 187V186H87ZM166 187V185H165ZM259 187V186H258ZM44 188V190H43ZM64 188V187H63ZM62 188V189H63ZM91 188V187H90ZM121 189V187H119ZM137 188V189H138ZM163 188V187H162ZM198 188V187H197ZM230 188V187H229ZM57 189V188H56ZM55 189V190H56ZM68 189V187H67ZM111 189V188H110ZM123 189V187H122ZM157 189V190H155ZM200 189V188H199ZM43 190L45 193H42ZM59 190V188H58ZM92 190V188H91ZM124 190V189H123ZM21 191V190H20ZM52 191V192H51ZM62 191V190H61ZM60 191V192H61ZM110 191V190H109ZM122 191V190H121ZM126 193H127V190H125ZM124 191V192H125ZM59 192V191H58ZM67 192V191H66ZM120 192V191H119ZM118 192V193H119ZM47 193V194H46ZM117 193V194H118ZM139 193V192H137ZM178 193V192H177ZM202 193V192H201ZM65 195V192L62 193ZM87 194V193H86ZM121 194V193H120ZM238 194V193H237ZM127 195V194H126ZM138 196V194H136ZM156 195V194H155ZM232 195V193H231ZM241 195V194H240ZM55 196V195H54ZM62 196V195H61ZM84 196V195H83ZM123 196V195H122ZM125 196V195H124ZM129 196V195H128ZM181 196V195H180ZM179 196V197H180ZM202 196V195H201ZM238 196V195H237ZM263 196V195H262ZM60 197V196H58ZM65 197V196H64ZM75 196L73 195L72 198H74ZM131 197V196H130ZM186 197V198H187ZM194 197H197V196H194ZM205 197V196H204ZM234 197V196H232ZM227 198L225 200V197H223L222 199V202H218L216 203L217 205L216 206H222L224 207L223 208V211H225V220L221 222H219V227H210L208 228L206 231V234H203V235H200V238L195 237L193 239H195V242H193V246L194 247H197V244L198 245H201V247H206V248H209L208 246L210 245V242L213 241L215 238L219 237L221 238L222 241L224 242H220L222 246H226V247H229L227 249H229L228 251H225L224 255H222L221 257V262H225L227 261L229 258H232L231 256L234 255V258L236 256L238 257H241L242 256H245L246 257V254L244 252V249H247V251L249 250L248 247L245 248L246 244L245 242H249L250 243V235H251V228L249 226H247V222H244L243 220H245L244 216H242V211H241V208L240 206L244 207L245 208V202H247V199H244V200H241L239 203H237L236 207H233V209L231 208V206L233 205V198ZM247 197V196H246ZM36 198V197H35ZM122 198V197H120ZM124 198V197H123ZM122 198V199H123ZM128 198V197H127ZM157 198V197H156ZM235 198V197H234ZM242 198V197H241ZM24 199V197H23ZM22 199V201H23ZM33 199V198H32ZM62 199V198H61ZM79 199V198H78ZM86 199V198H85ZM111 199V198H110ZM168 199V198H167ZM181 199V198H180ZM193 199V197L191 198ZM63 200V199H62ZM84 200V198H83ZM95 200V199H94ZM125 200V199H123ZM159 200V201H160ZM177 200V199H176ZM182 200V199H181ZM221 200V199H220ZM5 201V202H4ZM21 201V204L24 203V201L22 202ZM73 201V200H72ZM157 201V200H156ZM156 201L152 202V206H149L147 204H145V207H141V206H137L136 210L137 211H133L135 213L133 214H138L140 211L141 213H139L140 215H136V222H141L140 218H143L146 219V222L149 224L148 226L150 227H145V228H148L149 231H145L144 233H142L141 235H138L136 239H130L129 237L128 238H125V240L127 241H123V242H118V243H114L113 241H109V243H104V244H98L96 246L93 245V247H91V249H89L88 251H92V253L94 252H98L100 250H103V251H106L108 249H111V248H116V247H120V246H126L128 247V250L130 249H133L134 251V255H127V259H128V262L127 264H187L188 260L187 258L188 257H185V259L183 258V256H179V254L176 252V249H175V246H179L181 244H184V245H187V246H191L189 244V242H186V239H184L185 237H182V235L179 233L178 235H176V237H174V239L172 237H170L166 242L165 244H160L158 243V240H156V238H154L152 236V233H154V230L159 227L160 223L165 219V215H158L160 209H156L154 208V211H153V216H150L149 213L151 211V209L153 207H157V208H160V202L157 203ZM235 201V200H234ZM245 201V202H244ZM19 202V201H18ZM26 202V201H25ZM31 202V201H30ZM29 202V203H30ZM58 202V201H57ZM67 202V201H66ZM88 202V201H86ZM185 201H183L181 203L178 202L175 204L176 208H181V206H183V204ZM199 202V201H198ZM209 202V201H208ZM250 202V201H249ZM17 203V202H16ZM140 203V202H138ZM8 204V203H7ZM15 204V203H14ZM13 204V206H14ZM27 204V207H28V203H25ZM69 204V203H68ZM72 204V203H71ZM90 204V203H89ZM204 204V203H203ZM212 204V203H211ZM215 204V203H213ZM212 204V205H213ZM236 204V203H235ZM34 205V204H33ZM58 205V204H57ZM64 205V204H63ZM70 205V204H69ZM103 205V204H102ZM156 205V206H155ZM174 205V204H173ZM20 206V205H19ZM23 206V204H22ZM42 206V207H41ZM66 206V205H65ZM104 206V205H103ZM186 206V205H185ZM215 206V205H213ZM36 207V206H35ZM56 207V206H55ZM58 207V206H57ZM21 208V207H20ZM32 208V206H31ZM60 208V207H59ZM65 208V207H64ZM11 209V208H10ZM28 209V208H27ZM57 209V208H56ZM61 209V208H60ZM58 209V210H60ZM85 209V208H84ZM133 209V208H132ZM165 209V208H164ZM175 209V207H174ZM26 210V209H25ZM70 211V209H68ZM67 210V211H68ZM140 210V211H139ZM162 210V208H161ZM62 211V209L60 210ZM125 211V210H124ZM131 211V210H130ZM173 211V210H172ZM175 211V210H174ZM22 213V211H20ZM27 214H28V210L26 211ZM26 212L24 211V213L26 214ZM54 212V211H53ZM52 212V213H53ZM158 212V213H157ZM7 213V212H6ZM15 213V212H14ZM20 213V214H21ZM31 213V212H30ZM29 213V214H30ZM63 212H61V215H62ZM163 213V212H162ZM170 213V212H169ZM26 214V215H27ZM16 214H14L13 216H15ZM59 215H60V212H59ZM60 215V216H61ZM65 215V214H64ZM71 215V214H70ZM109 215V214H108ZM168 215V213L166 214ZM264 215V214H262ZM18 216V215H17ZM21 216V215H20ZM33 216V217H34ZM68 216V215H67ZM79 216V215H78ZM119 216V215H118ZM130 216H133L131 213H130ZM141 216V217H140ZM169 216V215H168ZM30 217V216H29ZM31 216V218H33ZM52 217V216H51ZM49 217V218H51ZM64 217V216H63ZM167 217V216H166ZM170 217V216H169ZM25 218V217H24ZM27 218V217H26ZM62 218V217H61ZM70 218V217H69ZM72 218V217H71ZM134 218V216H133ZM138 218V219H137ZM153 218V220H152ZM16 219V218H15ZM75 219V218H74ZM108 219V218H107ZM125 219V218H124ZM149 219V220H148ZM18 221V219H16ZM23 220V219H22ZM28 220V219H27ZM35 220V219H33ZM32 221V220H31ZM30 221V222H31ZM39 221V220H38ZM71 221V220H69ZM123 221V220H122ZM145 221V220H144ZM165 221V220H164ZM49 222V220H48ZM55 222V220H54ZM61 222V221H60ZM167 222V221H166ZM19 223V222H18ZM27 222H24V224H26ZM57 223V222H56ZM70 223V222H69ZM79 223V222H78ZM121 223V222H120ZM168 223V222H167ZM16 223H14L15 225ZM55 224V223H54ZM64 224V223H63ZM62 224V225H63ZM145 225V222L143 223ZM166 224V223H165ZM216 224V223H215ZM18 225V224H17ZM16 225V226H17ZM33 225V224H32ZM66 225V224H65ZM71 225V224H70ZM134 225V224H132ZM131 225V227H132ZM138 225V224H137ZM144 225L143 228H144ZM190 225V224H189ZM212 225V224H211ZM214 225V224H213ZM218 225V224H217ZM20 226V225H18ZM25 226V225H24ZM28 226L29 225V221H28ZM80 226V225H79ZM119 226V225H118ZM128 226V225H127ZM208 226V225H207ZM216 226V225H215ZM77 227V226H76ZM138 227V226H137ZM170 227V226H168ZM15 228V227H14ZM18 228V227H16ZM20 228V227H19ZM32 228V226H31ZM42 228V227H40ZM79 228V227H78ZM129 228V227H127ZM150 228V229H149ZM26 229V228H25ZM24 229V231H26ZM77 229V228H75ZM135 229V228H134ZM137 229V228H136ZM135 229V230H136ZM164 229V228H162ZM161 229V230H162ZM19 230V229H18ZM17 230V231H18ZM23 230V229H22ZM29 230V229H28ZM27 230V231H28ZM32 230V229H31ZM84 230V229H83ZM129 230V229H128ZM166 230V228H165ZM182 230V229H181ZM26 231V232H27ZM117 231V230H116ZM134 231V230H133ZM157 231V230H156ZM255 231V230H254ZM12 232V233H10ZM20 232L22 233V231L20 230ZM31 232V231H30ZM29 232V233H30ZM83 232V231H82ZM141 232H142V229H141ZM183 232V231H182ZM236 233L238 235H236V238H232L233 240H231L229 237L230 236H233L232 234ZM258 232V231H257ZM20 233V234H21ZM24 233V232H23ZM34 234V232H32ZM36 233V232H35ZM48 233V232H47ZM51 233V231H50ZM58 233V232H57ZM81 233V232H80ZM103 233V232H102ZM157 233V232H156ZM166 233V232H165ZM168 233H171V230L169 229ZM3 234V236H4ZM8 234V235H9ZM15 234V233H14ZM19 234V235H20ZM39 235H41V233L39 232L38 233ZM70 234V233H69ZM73 234V233H72ZM139 234V233H138ZM187 234V233H186ZM18 235V234H17ZM38 237L40 238H44L45 239V235H41ZM53 236V234H51ZM159 235V234H158ZM13 236V239H14V236L15 235H12ZM11 236V237H12ZM56 236V233L55 235ZM63 236H64V233H63ZM74 236V235H73ZM129 236V235H128ZM189 236V235H188ZM2 237V236H1ZM0 237V264H5L7 263L8 264V259L10 257V248L9 247H5V244L2 242V239ZM9 237V236H8ZM20 237H22L20 235ZM26 237V236H25ZM33 237H35V234L34 236H32L31 239L32 241H34V239H32ZM37 237V238H38ZM70 237V236H69ZM72 237V235H71ZM103 237V236H102ZM101 237V238H102ZM127 237V236H125ZM177 237L178 239H181V242L178 243L177 242ZM223 237V238H222ZM19 237H17L18 239ZM38 239H35V240H39ZM64 238V237H63ZM68 238V237H67ZM74 239H76L75 237H73ZM97 238V237H96ZM253 238V236H252ZM4 239V238H3ZM22 240V238H20ZM48 239H49V235H48ZM56 239V237H55ZM27 240V239H26ZM65 240V239H64ZM84 240V239H83ZM120 240V239H119ZM7 241H8V238H7ZM12 240H10V244L12 243L11 242ZM67 241V240H65ZM64 241V242H65ZM92 241V240H91ZM172 242L171 246L169 245L170 243ZM193 241V240H192ZM18 242V241H17ZM49 241H47L46 239V243L45 245H49L50 243H48ZM81 242V241H80ZM79 242V244H80ZM96 242V241H95ZM104 242V240H103ZM102 242V243H103ZM21 243V242H20ZM26 243V242H25ZM69 243V242H68ZM66 243V244H68ZM71 243V241H70ZM70 243L68 245H70ZM99 243V242H97ZM223 243H225L223 245ZM9 244V246L11 247V245ZM14 244V243H13ZM18 244V243H17ZM29 244V243H28ZM33 244H36L35 242ZM40 244V243H39ZM43 244V243H41ZM54 245V243H52ZM56 244V243H55ZM78 244V243H77ZM24 245V243H23ZM27 245V244H26ZM62 245V244H60ZM74 245V243H73ZM82 245V243L80 244ZM250 245V244H249ZM22 246V245H20ZM30 246V245H28ZM19 247V246H18ZM25 247V245H24ZM27 247V246H26ZM25 247V248H26ZM36 248L37 247H41V245H38V246H35ZM34 248V250H36ZM44 244H43V248H44ZM48 248V246H46ZM51 247V245H50ZM55 247V245H54ZM73 247V246H72ZM71 247V248H72ZM192 247V248H194ZM199 247V246H198ZM9 248V249H8ZM16 248H17V245H16ZM56 248H59V247H56ZM75 248V246L73 247V249ZM251 248V247H250ZM31 247L29 248L28 252L30 253L31 257H33V259L30 257V259H28L27 256H25V253L24 255L21 253L19 254H22L23 255V261L24 262L23 264H40L42 262H44L45 264H54V262H49V259H47V262H45V259L43 258V255L39 254L37 252V250L35 251L34 253V250L31 249ZM38 249V248H37ZM54 250V248H52ZM63 249V248H62ZM183 249V248H182ZM57 250V249H56ZM54 251V252H57V251ZM61 250V249H60ZM77 250V249H76ZM194 250L196 251L197 249L194 248ZM203 252L205 251L204 249H202ZM239 250H240V253H239ZM27 251V250H26ZM39 251H41L39 249ZM43 251V250H42ZM41 251V252H42ZM63 251V250H62ZM67 251V250H65ZM64 251V252H65ZM87 251V253H88ZM109 251V250H108ZM107 251V253H109ZM120 251V250H119ZM138 251V252H137ZM17 252V251H15ZM25 252V251H24ZM27 252V253H28ZM73 252V251H71ZM75 252V250H74ZM113 252V251H112ZM53 253V252H52ZM60 253V252H59ZM69 253V251L67 252ZM81 253H83L81 251ZM91 253V254H92ZM103 253V252H102ZM111 253V252H110ZM116 253V252H115ZM234 253V254H232ZM71 254V253H70ZM69 254V255H70ZM86 254V253H85ZM101 254V253H100ZM114 254V253H112ZM122 254V253H121ZM232 254V255H231ZM55 255V254H54ZM66 255V254H64ZM63 255V256H64ZM68 255V256H69ZM78 255V254H77ZM99 255V254H98ZM105 255V254H104ZM116 255V254H115ZM119 255V254H118ZM20 256V255H19ZM67 256V255H66ZM83 256H84V253H83ZM111 256V255H110ZM45 257V256H44ZM58 257V256H57ZM73 257V256H72ZM18 258V257H17ZM102 258V257H101ZM123 258L125 259V256H123ZM247 258V257H246ZM61 259V258H60ZM71 259V258H69ZM107 259V257H106ZM233 259V258H232ZM19 260V259H18ZM17 260V262H18ZM54 260H57L54 258ZM59 260V259H58ZM63 261V259H61ZM81 260V259H80ZM101 260V259H100ZM99 260V261H100ZM162 260H166L165 263H161L160 261ZM192 260V259H190ZM13 261V260H12ZM60 261V260H59ZM78 261V260H77ZM86 261V260H85ZM98 261V262H99ZM88 262V261H87ZM116 262V261H115ZM219 263L218 264H224V263ZM246 262H248L246 260ZM20 263V262H19ZM43 263V264H44ZM56 263V262H55ZM60 263V262H59ZM90 263V262H89ZM67 264V263H66ZM69 264H76L75 263V260L73 262H69ZM97 264V262H96ZM115 264H126L125 261H123L122 263H115Z\"/></svg>",
	"mask_w": 264,
	"mask_h": 264
}]
</instances>
